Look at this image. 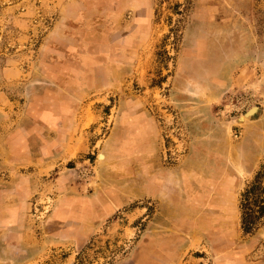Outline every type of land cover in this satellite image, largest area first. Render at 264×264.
Wrapping results in <instances>:
<instances>
[{"label":"rangeland","instance_id":"374dc122","mask_svg":"<svg viewBox=\"0 0 264 264\" xmlns=\"http://www.w3.org/2000/svg\"><path fill=\"white\" fill-rule=\"evenodd\" d=\"M262 205L264 0H0V264H264Z\"/></svg>","mask_w":264,"mask_h":264},{"label":"trees","instance_id":"16d2710c","mask_svg":"<svg viewBox=\"0 0 264 264\" xmlns=\"http://www.w3.org/2000/svg\"><path fill=\"white\" fill-rule=\"evenodd\" d=\"M259 174H257L258 177ZM251 190V189H250ZM247 193H249V191H246V193L244 194V197H247ZM249 204H243L242 203V216H241V228L243 229V231L245 233H250L253 231L254 229V221H251L248 215V211H249ZM258 214L261 215L264 213V205H262L261 207H259L258 209Z\"/></svg>","mask_w":264,"mask_h":264},{"label":"flooded vegetation","instance_id":"af4514ba","mask_svg":"<svg viewBox=\"0 0 264 264\" xmlns=\"http://www.w3.org/2000/svg\"><path fill=\"white\" fill-rule=\"evenodd\" d=\"M134 21H136V23L134 22V24L135 25H140V23H141V18H135L134 19ZM139 31L140 30H132V31H130V30H128V31H126V33L124 34V39L126 40V42H128V41H131V40H134V39H136L138 36H139ZM253 109H255V108H253ZM256 111V110H255ZM249 112V111H248ZM247 112V113H248ZM247 115V114H246ZM250 115H252V114H250ZM247 116H249V115H247ZM256 175H257V173H256ZM243 230V229H242ZM251 233V232H250ZM167 243V242H166ZM154 264H155V262H154Z\"/></svg>","mask_w":264,"mask_h":264},{"label":"bare ground","instance_id":"6f19581e","mask_svg":"<svg viewBox=\"0 0 264 264\" xmlns=\"http://www.w3.org/2000/svg\"><path fill=\"white\" fill-rule=\"evenodd\" d=\"M253 111H250L249 114H251Z\"/></svg>","mask_w":264,"mask_h":264}]
</instances>
